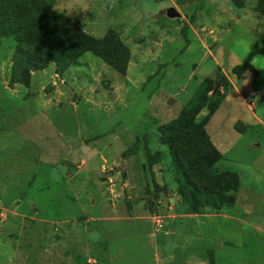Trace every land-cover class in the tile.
I'll return each instance as SVG.
<instances>
[{
    "label": "rangeland",
    "instance_id": "obj_1",
    "mask_svg": "<svg viewBox=\"0 0 264 264\" xmlns=\"http://www.w3.org/2000/svg\"><path fill=\"white\" fill-rule=\"evenodd\" d=\"M44 1L130 59L27 70L0 39V264H264V0ZM181 113L209 117L222 204L180 197Z\"/></svg>",
    "mask_w": 264,
    "mask_h": 264
},
{
    "label": "trees",
    "instance_id": "obj_2",
    "mask_svg": "<svg viewBox=\"0 0 264 264\" xmlns=\"http://www.w3.org/2000/svg\"><path fill=\"white\" fill-rule=\"evenodd\" d=\"M0 39L13 41L16 62L27 70L43 69L52 63L63 71L90 52L124 75L130 59L128 48L117 34L110 32L102 40H92L44 0H0ZM221 78L219 75L218 80ZM207 93L204 88L205 97ZM204 100L207 99L200 97L195 105L203 109ZM207 119L193 125L192 119L181 113L176 122L159 129L161 140L168 147L180 197L195 207H204L215 198L221 199L222 204V194L227 189L224 188L227 181L211 172L221 155L204 132Z\"/></svg>",
    "mask_w": 264,
    "mask_h": 264
},
{
    "label": "water",
    "instance_id": "obj_3",
    "mask_svg": "<svg viewBox=\"0 0 264 264\" xmlns=\"http://www.w3.org/2000/svg\"><path fill=\"white\" fill-rule=\"evenodd\" d=\"M165 15L168 19H171V20L179 18V14L177 13V11L174 8H168L165 12ZM219 87H220V82H216L214 85V90L212 92V96L216 95V93L219 90Z\"/></svg>",
    "mask_w": 264,
    "mask_h": 264
}]
</instances>
